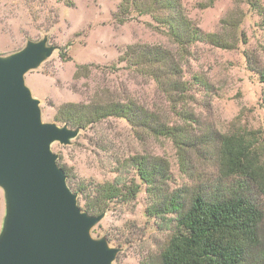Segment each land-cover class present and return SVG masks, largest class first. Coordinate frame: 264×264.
<instances>
[{"label": "rangeland", "instance_id": "rangeland-1", "mask_svg": "<svg viewBox=\"0 0 264 264\" xmlns=\"http://www.w3.org/2000/svg\"><path fill=\"white\" fill-rule=\"evenodd\" d=\"M124 0H0V54L24 48L28 41L48 37L57 48L42 64L26 74V83L40 99L42 119L79 128L70 144L58 141L52 149L60 166L71 171L68 183L85 208L83 187L114 182L127 190L138 184L134 198L108 202L98 215L92 236L107 238L120 248L114 264H162L161 253L175 233L176 214L148 215L151 203L147 185L132 162L136 155L163 157L170 163L167 187H193L199 179L218 174V134L264 131V0H178L191 26L215 34L217 44L198 40L182 50L173 42L170 26L183 35L177 14L169 11L140 13ZM123 19V20H122ZM228 44V47H224ZM160 46L174 57L185 83L171 96L149 74L138 57L126 55L129 47ZM84 66L81 70L78 68ZM134 102L158 120L182 126L196 138L187 147L190 173L181 166L179 149L165 136L156 135L126 118L108 116L85 127L56 118L61 104ZM64 168V167H63ZM192 173V174H191ZM6 202L0 187V230ZM89 213V212H88ZM91 214V213H90Z\"/></svg>", "mask_w": 264, "mask_h": 264}, {"label": "trees", "instance_id": "trees-1", "mask_svg": "<svg viewBox=\"0 0 264 264\" xmlns=\"http://www.w3.org/2000/svg\"><path fill=\"white\" fill-rule=\"evenodd\" d=\"M132 6L140 13L169 11L174 17L175 12L182 21L181 27L190 32L185 36L174 25L169 29L172 41L184 51L192 42L204 39L223 46L215 34H204L191 26L178 8V0H124L121 8L128 13ZM126 55L138 57L147 66L149 74L171 96L174 108V88L185 83L174 79L180 69L172 54L160 46L147 45L129 47ZM260 81L264 83V68ZM108 116L126 118L133 125L170 138L179 149L182 169L191 172L187 147L195 149L196 138L182 126L158 120L154 113L134 102H65L56 118L85 127ZM215 142L219 159L217 177L199 179L193 187L170 190L166 186L171 175L170 163L163 157L132 158L138 175L147 185L151 200L148 215L165 218L176 214L175 233L161 253L162 264H264V131L221 133ZM63 167L69 180L71 171L66 165ZM139 190L138 184L125 190L109 181L97 184L95 190L78 188L85 194V208L91 214L101 212L115 199L134 198Z\"/></svg>", "mask_w": 264, "mask_h": 264}, {"label": "water", "instance_id": "water-1", "mask_svg": "<svg viewBox=\"0 0 264 264\" xmlns=\"http://www.w3.org/2000/svg\"><path fill=\"white\" fill-rule=\"evenodd\" d=\"M56 48L44 37L0 54V264H114L120 248L91 232L105 212L82 210L52 149L56 141L70 144L80 129L44 122L26 83Z\"/></svg>", "mask_w": 264, "mask_h": 264}]
</instances>
